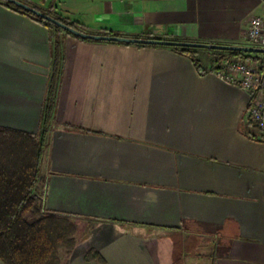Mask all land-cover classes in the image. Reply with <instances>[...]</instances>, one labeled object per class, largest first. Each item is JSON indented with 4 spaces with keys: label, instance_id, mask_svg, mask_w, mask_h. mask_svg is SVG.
I'll use <instances>...</instances> for the list:
<instances>
[{
    "label": "crops",
    "instance_id": "crops-1",
    "mask_svg": "<svg viewBox=\"0 0 264 264\" xmlns=\"http://www.w3.org/2000/svg\"><path fill=\"white\" fill-rule=\"evenodd\" d=\"M53 9L90 34L242 45L264 0ZM248 105L181 51L81 39L0 1V126L45 132L35 192L78 224L63 264H264V141Z\"/></svg>",
    "mask_w": 264,
    "mask_h": 264
},
{
    "label": "trees",
    "instance_id": "trees-1",
    "mask_svg": "<svg viewBox=\"0 0 264 264\" xmlns=\"http://www.w3.org/2000/svg\"><path fill=\"white\" fill-rule=\"evenodd\" d=\"M0 1L56 31L71 34L13 3ZM46 1L40 0L42 3ZM53 2L54 0H49L46 8L29 5L72 28L85 32L79 24L55 12ZM136 45L169 47L181 51L191 57L201 73L211 71L226 57L248 58L256 55L205 49L208 53L206 57L208 61H205V57L203 59L197 54L200 48ZM50 108L51 106L47 107L48 111H45L43 128L47 115L51 112ZM45 146L44 130L34 134L0 126V259L5 264H62L59 251L62 249L71 252L76 244V221L70 216L46 210L42 205L41 196L35 192L36 184L41 180L40 166ZM85 258L100 259L95 250H89Z\"/></svg>",
    "mask_w": 264,
    "mask_h": 264
},
{
    "label": "built area",
    "instance_id": "built-area-1",
    "mask_svg": "<svg viewBox=\"0 0 264 264\" xmlns=\"http://www.w3.org/2000/svg\"><path fill=\"white\" fill-rule=\"evenodd\" d=\"M245 39L250 46L264 48V14L249 19ZM220 81L244 90L249 97L247 118L264 141V54L226 57L209 71Z\"/></svg>",
    "mask_w": 264,
    "mask_h": 264
},
{
    "label": "water",
    "instance_id": "water-1",
    "mask_svg": "<svg viewBox=\"0 0 264 264\" xmlns=\"http://www.w3.org/2000/svg\"><path fill=\"white\" fill-rule=\"evenodd\" d=\"M14 5L27 10L39 17H42L51 23L59 26L63 30L71 33L80 38L99 40V41H111V42H120L128 44H142V45H161V46H185V47H194L200 49H210V50H226V51H239L255 54H264V48L254 47V46H243V45H229V44H215V43H204V42H191V41H177V40H166V39H157V38H141V37H126L118 35H104V34H90L75 28H72L69 25H66L59 20L53 18L52 16L45 14L31 5L21 1V0H6Z\"/></svg>",
    "mask_w": 264,
    "mask_h": 264
},
{
    "label": "rangeland",
    "instance_id": "rangeland-1",
    "mask_svg": "<svg viewBox=\"0 0 264 264\" xmlns=\"http://www.w3.org/2000/svg\"><path fill=\"white\" fill-rule=\"evenodd\" d=\"M21 1H25L27 2L28 4H31L33 5V3H31L29 0H21ZM34 6V5H33ZM243 46H250L248 41L247 40H244V43L242 44ZM77 223V222H76ZM78 232V224H77V231L76 233ZM75 241H76V234H75ZM67 253H70V252H66L65 250H60L59 251V256H60V260H61V263L63 264V259L66 257Z\"/></svg>",
    "mask_w": 264,
    "mask_h": 264
}]
</instances>
